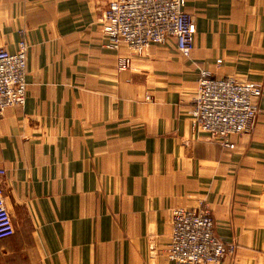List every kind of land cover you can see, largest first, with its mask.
<instances>
[{
    "label": "crops",
    "instance_id": "crops-1",
    "mask_svg": "<svg viewBox=\"0 0 264 264\" xmlns=\"http://www.w3.org/2000/svg\"><path fill=\"white\" fill-rule=\"evenodd\" d=\"M110 1L0 0V47L27 45L26 102L0 118V264H173L171 211L202 205L238 246L217 264H264V0H188L189 57L114 47ZM201 69L262 84L252 133L195 127Z\"/></svg>",
    "mask_w": 264,
    "mask_h": 264
},
{
    "label": "built area",
    "instance_id": "built-area-1",
    "mask_svg": "<svg viewBox=\"0 0 264 264\" xmlns=\"http://www.w3.org/2000/svg\"><path fill=\"white\" fill-rule=\"evenodd\" d=\"M188 0H112L104 11V33L119 48L120 43L135 53L154 44L173 40L189 57L195 36L194 7ZM131 58L121 56L118 68L130 67ZM27 45L15 52L0 47V118L9 107H23L27 97ZM263 86L234 77H218L201 69L191 115L195 127L212 139L229 143L233 134H250L258 117V99ZM171 240L166 248L173 264H217L233 256L238 246L216 234L208 205L175 207L171 211ZM14 234L12 216L6 206L0 179V239Z\"/></svg>",
    "mask_w": 264,
    "mask_h": 264
}]
</instances>
